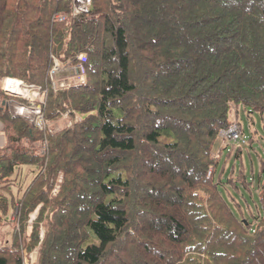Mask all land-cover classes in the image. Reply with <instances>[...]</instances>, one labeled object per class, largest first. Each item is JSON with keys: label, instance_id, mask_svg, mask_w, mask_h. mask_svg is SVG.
I'll use <instances>...</instances> for the list:
<instances>
[{"label": "trees", "instance_id": "1", "mask_svg": "<svg viewBox=\"0 0 264 264\" xmlns=\"http://www.w3.org/2000/svg\"><path fill=\"white\" fill-rule=\"evenodd\" d=\"M83 1L72 16L65 0H0V82L43 93L49 123L82 117L39 130L0 88V182L38 169L18 199L0 198L2 215L17 209L0 264L35 248L37 264H264V178L252 228L211 157L239 126L231 105L264 113V0ZM79 54L86 83L54 90V59L67 69Z\"/></svg>", "mask_w": 264, "mask_h": 264}, {"label": "rangeland", "instance_id": "2", "mask_svg": "<svg viewBox=\"0 0 264 264\" xmlns=\"http://www.w3.org/2000/svg\"><path fill=\"white\" fill-rule=\"evenodd\" d=\"M61 78L59 81L65 85L76 83L77 77L71 78L72 73L68 70H65L61 73ZM63 76H66L63 78ZM1 85L4 86V79H1ZM4 88H1V90ZM17 93H21L17 91ZM16 93V94H17ZM7 95L6 101L15 102V99L8 98ZM27 100L33 101V103L38 104V96H30ZM43 97H40L42 100ZM9 105V103H6ZM10 105H12L10 103ZM9 105V106H10ZM9 111H16V105L8 107ZM14 108V109H13ZM24 110V109H23ZM73 111V110H70ZM36 110L28 109L22 114L25 118H33ZM82 117L80 114L71 115L69 112H64L62 117L53 123L45 121L46 128H50L51 131H61L63 129H68L66 127L72 126L74 120L76 122L80 121ZM229 120L237 121L240 128L242 129V138H244V143L238 142L235 144L230 143L223 150H221L222 145L225 143L222 142L219 138L215 140V143L212 148L211 157L216 161V181H222L224 185H220L221 193L229 198L230 202L233 205V209L238 216H240L243 221H245L252 228L254 227L255 218L261 213L260 200L257 194V185L258 182L262 181L264 176L261 175L262 169H264V113L254 112L251 113V110L241 104L231 105L229 111ZM4 127L0 125V140L3 139L2 132ZM216 157V158H215ZM239 171H242L243 177L241 181H235L236 183H226L230 178L235 179L238 176ZM38 172L37 168L25 166L18 167L16 169L15 176L13 181L6 180L7 185L3 181L0 182V198L4 196L13 197L18 199L22 191L29 185V182L33 178V175ZM61 177L62 174L60 173ZM261 176V178H260ZM260 179V180H259ZM234 182V181H233ZM245 183H248V188H245ZM250 186V187H249ZM234 201V202H233ZM238 205V207H237ZM11 207H9L10 209ZM0 244L9 242L12 237V225L10 221L12 220V212L7 216L2 215L0 212ZM44 229H42L41 235H43ZM38 248H35L30 254H35V264H37L38 257ZM29 254V255H30ZM28 257L23 256L22 264H31V261L26 263V260H29ZM257 261V259H256Z\"/></svg>", "mask_w": 264, "mask_h": 264}, {"label": "built area", "instance_id": "3", "mask_svg": "<svg viewBox=\"0 0 264 264\" xmlns=\"http://www.w3.org/2000/svg\"><path fill=\"white\" fill-rule=\"evenodd\" d=\"M56 1H64V0H56ZM65 1H69L70 4L72 5V16H75L76 14H78L80 12V6H79V2H77V0H65ZM83 3L85 4L86 7L90 6V0H84ZM52 20L57 21V22H64L67 20V16L65 14L62 13H56L53 15ZM86 55L85 54H79L77 56V60H78V65L76 66H69L67 69H64L62 67V65L54 59V66L52 67L51 71H50V78H51V82H52V88L54 90H56V87H65V86H69L72 84H85L86 83V73H85V68H84V64L86 63ZM64 70H68L69 72L72 73L73 77H77V81L76 83H72V84H68L65 85L64 83H61L62 81H60L58 84L54 82L55 78L57 77V74H61ZM72 77V78H73ZM11 81H14L16 84H11ZM1 88L3 92L6 95H10L11 97H15V98H22L25 100H31L29 99V97L32 96H38V101L39 104L38 106H36L33 101H29L30 102V106H24V105H20V104H13V105H17V107H19L20 109H24L23 111H26L28 109H31L33 107L34 110H36V112L34 113V116L32 118L34 126L39 129V130H45L46 129V124H45V120L43 118V114L40 112V106H42L43 101L40 100V97H43V93H41L37 88L31 87L29 85H26L24 82L20 81V80H15V79H10V78H5L4 79V86L2 87V85L0 84ZM8 87H12L15 88L16 91H19L21 93H12L10 91L7 90ZM50 129V128H49ZM218 138L220 140H222L223 143H225V145H229L230 143L235 144L238 142L244 143L243 140L241 139V129L240 127L236 124V123H232L227 129L225 130H220L218 133ZM3 146V141L0 140V148ZM17 213V209H13L12 211V220H14L15 215ZM29 236V234H28ZM5 245H7V242L5 243ZM29 254H27L26 252H23V256L28 257ZM31 261V264H35V254H30L29 255V260H26V263Z\"/></svg>", "mask_w": 264, "mask_h": 264}, {"label": "bare ground", "instance_id": "4", "mask_svg": "<svg viewBox=\"0 0 264 264\" xmlns=\"http://www.w3.org/2000/svg\"><path fill=\"white\" fill-rule=\"evenodd\" d=\"M11 84H16L14 81H11ZM8 91L12 92V93H17V91L15 90V88H12V87H8L7 88Z\"/></svg>", "mask_w": 264, "mask_h": 264}, {"label": "crops", "instance_id": "5", "mask_svg": "<svg viewBox=\"0 0 264 264\" xmlns=\"http://www.w3.org/2000/svg\"><path fill=\"white\" fill-rule=\"evenodd\" d=\"M69 81H71V78H69ZM221 146H222V148H221V149H224V145H222V144H221Z\"/></svg>", "mask_w": 264, "mask_h": 264}, {"label": "water", "instance_id": "6", "mask_svg": "<svg viewBox=\"0 0 264 264\" xmlns=\"http://www.w3.org/2000/svg\"><path fill=\"white\" fill-rule=\"evenodd\" d=\"M15 103V102H14ZM3 104H4V102H3ZM12 113V112H11ZM13 114V113H12ZM13 115H16V114H13ZM18 116V115H17Z\"/></svg>", "mask_w": 264, "mask_h": 264}, {"label": "clouds", "instance_id": "7", "mask_svg": "<svg viewBox=\"0 0 264 264\" xmlns=\"http://www.w3.org/2000/svg\"><path fill=\"white\" fill-rule=\"evenodd\" d=\"M218 138V137H217ZM222 150V149H221ZM216 158V157H215Z\"/></svg>", "mask_w": 264, "mask_h": 264}]
</instances>
